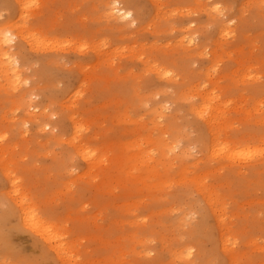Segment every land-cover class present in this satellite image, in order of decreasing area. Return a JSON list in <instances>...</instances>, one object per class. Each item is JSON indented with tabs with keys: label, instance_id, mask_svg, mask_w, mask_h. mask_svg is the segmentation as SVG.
Listing matches in <instances>:
<instances>
[{
	"label": "rangeland",
	"instance_id": "rangeland-1",
	"mask_svg": "<svg viewBox=\"0 0 264 264\" xmlns=\"http://www.w3.org/2000/svg\"><path fill=\"white\" fill-rule=\"evenodd\" d=\"M111 1L0 0V264H264V0Z\"/></svg>",
	"mask_w": 264,
	"mask_h": 264
},
{
	"label": "bare ground",
	"instance_id": "bare-ground-1",
	"mask_svg": "<svg viewBox=\"0 0 264 264\" xmlns=\"http://www.w3.org/2000/svg\"><path fill=\"white\" fill-rule=\"evenodd\" d=\"M109 4V3H108ZM120 4L119 0H112L111 4L107 7V16L112 17L115 20H127L128 23H130L129 19L133 16L132 11L128 10L124 7H118L116 5ZM133 18H131L132 20ZM134 22V20H132ZM132 22V23H133ZM19 33H22V29L19 30ZM12 41L11 32L9 27H4L2 30H0V50H2V47L4 45H8L9 42ZM2 56H6L8 58L6 64H2L1 67L12 70L14 73H17V61L8 53V50H4L1 52ZM206 110V105H202L200 108V111L203 112ZM216 118V114L213 112L208 114L207 121L212 124L214 122V119ZM171 164V163H169ZM197 178H194V183H196ZM193 181V179H192ZM15 181L12 182L13 191L15 194H19L18 197V205L21 210V220L24 225H26L30 230L40 234L45 241H47L51 248L54 249L58 254H62L66 252L68 249L64 246V242L62 241L60 234L56 231L57 229L54 228L52 223L44 221L40 216L37 215V213H34L33 205L30 203H24V196L20 194L19 189L16 185L15 188ZM64 251V252H63ZM170 256L173 258H178L179 260H182L184 264H188V261L186 258L187 255L183 254L182 251H170ZM72 259L68 258L67 264H78L76 261L71 262Z\"/></svg>",
	"mask_w": 264,
	"mask_h": 264
}]
</instances>
